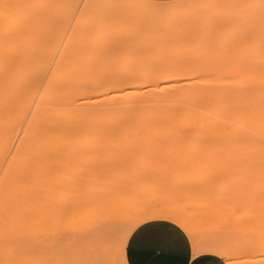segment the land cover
Here are the masks:
<instances>
[{"label": "bare ground", "instance_id": "1", "mask_svg": "<svg viewBox=\"0 0 264 264\" xmlns=\"http://www.w3.org/2000/svg\"><path fill=\"white\" fill-rule=\"evenodd\" d=\"M179 5L85 0L79 13L87 14L94 31L76 38L66 36L65 24L53 21L50 0H0V205L41 203L50 211L52 227L64 224L52 231L43 264H80L79 245L91 264L105 262L121 224L123 250L131 230L151 218L192 228L184 210L174 206L125 220L113 197L95 193L93 186L69 215L51 203L54 176L65 164L66 124L88 130L99 124V134L138 137L159 132L144 123L224 119V83L196 93L195 79L264 71V45L244 41L241 0L222 11L192 13L183 22L176 21ZM109 30L114 37L103 38ZM248 55L252 60L246 66ZM233 115L235 173L245 183L257 182L253 190L258 193L264 186L258 182L264 174V128L251 126L253 117ZM6 224H0V264H14L15 233ZM216 249L226 251L214 243L205 250Z\"/></svg>", "mask_w": 264, "mask_h": 264}, {"label": "rangeland", "instance_id": "2", "mask_svg": "<svg viewBox=\"0 0 264 264\" xmlns=\"http://www.w3.org/2000/svg\"><path fill=\"white\" fill-rule=\"evenodd\" d=\"M153 1L179 3L178 22L192 13L205 14L215 8L222 11L234 2ZM84 2L50 0L53 21L65 24L66 36L71 34L77 38L93 34L94 27L86 20L87 14L79 13ZM159 21L160 18L155 23ZM149 24L151 22H147ZM241 25L245 42L255 40L264 45V0H241ZM141 31L142 34L146 32L145 29ZM113 34L109 30L102 37L107 39L114 37ZM250 56L246 57V66L251 63ZM222 83L227 99L223 106L224 119L144 123L142 127L156 128L159 132L138 137L102 135L98 133L99 124L89 126V130L82 124H66L65 164L54 176L51 203L62 206L69 215L68 210L83 202L87 188L93 186L95 193L113 197L118 214L125 220L174 206L184 210L192 226L186 230L197 238L201 247L208 248L213 243L223 245L226 251H215L221 253L228 264H264V186L257 193L253 190L257 189V182L250 185L237 177L239 171L235 173V169L238 170L235 164L238 162L234 163L237 156L229 132V121L238 112L247 120L249 116L248 121L256 120L253 122L257 124L249 122L251 126L260 124L264 128V71L257 68L253 75L242 71L220 79H195L191 87L199 93L203 89L220 87ZM258 182L264 184V174ZM0 210V224L7 223L14 229V264H43L52 231L64 228V224L52 227L50 211L41 203L0 205ZM124 231L122 224L116 228L109 257L100 264H124L121 243ZM80 251L78 255L82 257L78 256V260L91 264L84 250Z\"/></svg>", "mask_w": 264, "mask_h": 264}, {"label": "crops", "instance_id": "3", "mask_svg": "<svg viewBox=\"0 0 264 264\" xmlns=\"http://www.w3.org/2000/svg\"><path fill=\"white\" fill-rule=\"evenodd\" d=\"M192 241L189 232L176 221L145 220L126 239L124 264H228L221 253L205 250L207 247Z\"/></svg>", "mask_w": 264, "mask_h": 264}]
</instances>
